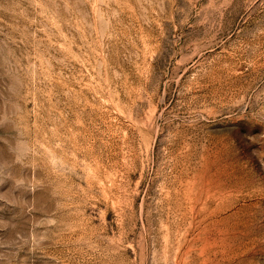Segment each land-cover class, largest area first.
Segmentation results:
<instances>
[{
    "label": "rangeland",
    "instance_id": "374dc122",
    "mask_svg": "<svg viewBox=\"0 0 264 264\" xmlns=\"http://www.w3.org/2000/svg\"><path fill=\"white\" fill-rule=\"evenodd\" d=\"M0 264H264V0H0Z\"/></svg>",
    "mask_w": 264,
    "mask_h": 264
}]
</instances>
